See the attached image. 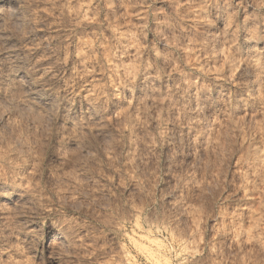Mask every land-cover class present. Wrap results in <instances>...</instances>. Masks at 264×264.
Segmentation results:
<instances>
[{"label": "clouds", "instance_id": "9594fccd", "mask_svg": "<svg viewBox=\"0 0 264 264\" xmlns=\"http://www.w3.org/2000/svg\"><path fill=\"white\" fill-rule=\"evenodd\" d=\"M0 264H264V0H0Z\"/></svg>", "mask_w": 264, "mask_h": 264}]
</instances>
